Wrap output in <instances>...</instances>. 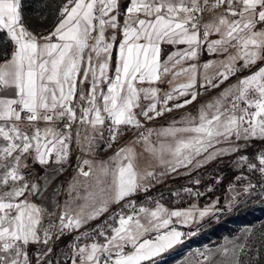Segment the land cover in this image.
Instances as JSON below:
<instances>
[{
    "label": "snow or ice",
    "instance_id": "6c2138e0",
    "mask_svg": "<svg viewBox=\"0 0 264 264\" xmlns=\"http://www.w3.org/2000/svg\"><path fill=\"white\" fill-rule=\"evenodd\" d=\"M221 7L222 13L202 23L205 11ZM119 12L120 0H66L54 29L47 35H37L25 26L22 0H0V30L12 49L0 61V264H52L47 256L56 240L100 217L110 203L119 204L137 191L148 190L150 185L143 181L155 179V174L138 173L134 150L121 148L112 158L115 167L107 163L100 166L92 186L99 188V193L89 192L84 197L92 201L89 210L81 207L74 213L66 203L63 212L55 217L59 224L50 222L44 227L45 209L29 199L40 194V186L29 184L25 171L29 162L45 167L54 163L60 166L55 171H63L73 138L82 151H91L97 135L103 137L105 125L108 147L121 134L122 126L135 127L138 131L134 134L148 145L153 130L146 129L147 135L139 131L144 125L134 109L139 108V116L151 121L196 101L201 94L196 87L198 65H183L196 60L205 47L207 52L225 57L202 65L205 74L199 87L205 92L245 70L250 74L202 105L198 117L188 118L185 127L173 124L158 133L193 134L177 140L175 147L162 146L161 151H170L173 159L161 158L160 163L167 172L177 173L181 168H200L217 157L239 152L252 140L264 141V27L257 30L264 26V0H128L123 24ZM108 30H112L111 37L106 36ZM212 33L220 38L210 40ZM162 44L187 47L162 60ZM114 48L118 55L110 76ZM229 48L236 49L235 54H229ZM238 61H242L239 67ZM213 66L219 70L208 76L206 72ZM253 66L255 71H251ZM169 74L173 80L184 76L186 82L164 93L161 101L160 89L153 85L162 83ZM144 83L149 86H138ZM142 97L151 103L141 106ZM178 97L183 98L182 102L168 107L169 101ZM160 103L162 107L158 109ZM41 122L46 126L41 128ZM233 140L245 143L233 146ZM222 143L230 147H217ZM248 159L241 155L238 162L244 164ZM256 159L259 168L255 163H247V167L264 175V150ZM84 165L88 171L83 170ZM92 172V162L83 160L79 174L89 177ZM254 188L249 182L243 191L248 193ZM132 205L130 201L128 206ZM214 207L215 202L204 209L193 206L170 210L156 201L154 209L141 206L127 216L122 212L114 214L118 217L116 226L97 225L74 238L92 242H74L70 264L152 262L182 243L185 233L174 224L198 223L214 214ZM109 230L111 235L107 234ZM249 235L250 231L246 232L244 239ZM97 237H102L104 243ZM229 243L230 247L222 245L217 249L219 259H213L211 252L200 253L202 261L190 260L188 264H241L238 257L246 244ZM34 244L41 246L36 256L29 252V246Z\"/></svg>",
    "mask_w": 264,
    "mask_h": 264
},
{
    "label": "rangeland",
    "instance_id": "374dc122",
    "mask_svg": "<svg viewBox=\"0 0 264 264\" xmlns=\"http://www.w3.org/2000/svg\"><path fill=\"white\" fill-rule=\"evenodd\" d=\"M36 1V0H35ZM34 1V2H35ZM48 0H37L35 5L27 7L28 20L30 22L43 21L44 25L47 24L48 17L38 15L37 12L45 11L47 8ZM35 5V6H34ZM64 4L60 3V8ZM204 14V13H203ZM40 18V19H39ZM42 22V21H41ZM204 23V22H203ZM44 32H48V29H43ZM219 89V88H218ZM210 88L206 92L203 91V96L198 99L195 105L177 113L166 117L164 119L151 120L149 129H152V134L149 137V144L146 145L142 139H132L126 135H118L114 144L111 147L104 145L102 152L94 150L93 152H80L77 158L76 164V177L74 179V188L68 190L67 186L59 190L60 197L56 199L57 207L55 209V216L48 222H43L42 225L47 227L50 222L54 221L58 214L64 210L66 203L73 204V212H78L81 207L85 211L89 210L88 204H91V200H85L84 197L89 192L99 193V188L92 187L99 175L100 166L107 163L110 168L115 167V157L117 151L121 148L128 147L134 150L135 159L134 165L136 171L141 175L146 172H153L155 179L146 178L143 183L150 185L148 187V193L133 194L129 198L121 201L119 204L110 203L108 211L102 214L95 220L89 221L84 231H90L95 229L100 223L116 226L114 224V214L123 213L125 216L129 215L141 206L154 209L155 202L159 201L165 208L173 209H187L195 206L197 209H204L205 207L212 206L215 202L212 215L204 217L198 223H192L190 225L174 224L173 226L177 230L185 233L182 243L177 245L174 249L166 253L163 257L152 262H146V264H188V261H202L203 257L200 253H213V259H219L217 249L222 245L231 244L229 242L235 241L238 243H245L246 250L241 253L238 259L241 264H264V175L258 170L249 169L247 163H255L259 168V161L256 159L261 150H264V141L254 140L249 142V146L242 148L239 152L229 153L227 155L217 157L215 160L209 161L200 168H181L177 173L167 172L166 166L160 163L161 158L165 161L172 160V154L170 151H161L162 146L175 147L176 141L180 139H187L193 135L188 132H180L175 136L171 135H158L164 129L169 128L173 124L176 128H182L186 126L188 118H196L199 115L200 107L214 98L218 97L225 88ZM183 98H178L177 102H182ZM141 119L144 120L143 117ZM105 133V132H104ZM105 135V134H104ZM147 135V134H146ZM130 140V141H129ZM244 141H234L233 146L244 144ZM122 144V145H121ZM217 147L229 148L228 143H222ZM148 148H153L155 151H149ZM247 156L248 162L240 164L238 162L239 156ZM203 156L197 159H202ZM90 160L92 162L93 172L89 177H84L79 174V167L83 160ZM127 161H125L126 163ZM195 163V161H194ZM87 166V165H86ZM84 171L85 170L83 167ZM167 172L166 175L161 173ZM80 176V177H79ZM242 177V179H237ZM110 180V178H109ZM199 183H195V181ZM67 181V178L65 179ZM224 182L226 185L223 200L220 199V184ZM251 182L255 185V188L248 193L243 191L244 187ZM63 183V180H62ZM65 183V182H64ZM64 186V185H63ZM190 189V192L185 191ZM235 189V191H233ZM64 198L62 200V195ZM199 193V195H197ZM239 193V195H237ZM215 195L207 201L199 202V198L207 195ZM64 201V203H63ZM133 202L132 206H128L129 202ZM222 201V202H221ZM88 207V208H87ZM108 220L104 223V219L107 216ZM143 217V213L140 214ZM112 216V218H110ZM118 218V217H117ZM109 219H111L109 221ZM142 222L144 220L142 219ZM77 230L73 231L76 232ZM250 231V235L247 240L244 239L246 232ZM81 232H76L79 234ZM42 235V233H41ZM68 233L62 236L59 240H56L50 246L53 251L48 254L47 259L51 260L52 264H66L71 255V246L75 241V236H67ZM154 236V234H152ZM81 240H87L81 238ZM89 239L87 242L81 244L91 243ZM41 246L34 244L29 246L30 255L35 256L40 250ZM43 251H47L46 248Z\"/></svg>",
    "mask_w": 264,
    "mask_h": 264
},
{
    "label": "crops",
    "instance_id": "0c3cea01",
    "mask_svg": "<svg viewBox=\"0 0 264 264\" xmlns=\"http://www.w3.org/2000/svg\"><path fill=\"white\" fill-rule=\"evenodd\" d=\"M34 1L35 0H22V15L24 17L25 26L30 31H32L34 34L47 35L49 32H51L54 29L56 24L59 22V10H60L59 4L60 3L65 4L66 0H48L47 1L48 6L45 9V11H40V12L38 11L37 12L38 15L44 16L45 18L48 17L50 19V20H48L46 25H44V22H43L46 20H41L42 22L41 21L30 22L28 20L27 16H25L26 14H28L27 7L32 5V2H34ZM127 3H128V0H120V12H119L118 18H119V21L121 24H123V21H124L125 8L127 6ZM34 4L35 5L37 4V0L34 2ZM223 11H224V8H222V7L217 9L216 11H205L203 14V22L208 23L216 15H218L219 13H222ZM141 18H143V16H141ZM260 27H264V26H258L257 30H259ZM43 29H48L49 31L43 33V31H42ZM111 35H112V30H108L106 32V36L111 37ZM117 37L120 38V33H117ZM219 38H220L219 35L216 33H212L209 36L210 40H215V39H219ZM90 43H91V41H90ZM161 47H162L161 59L167 60L169 54L176 52L178 50H182V49L186 48L187 45L162 44ZM11 50H12L11 45L7 42V39L3 33V30H0V61H2L4 59L5 54H10ZM235 52H236V49H234V48L228 49L229 54H235ZM117 55H118V49L114 48L113 59H112V62H110V67H109V75L110 76L114 74V64H115V61L117 59ZM224 58L225 57L223 54L207 52L206 47H205L203 50L200 51V55L196 60L187 61L184 63L183 66L187 67L188 64H190V63H196L198 65V68H199L198 81H197V86H198V84H200L202 82V77L205 74V70L202 68V65H204L205 63H208L209 61H218V60H223ZM240 64H242V61L237 62L238 67ZM218 70L219 69L217 67L213 66L207 70L206 74L208 76H213V75H215V73ZM255 70H256V66H253L251 71H255ZM248 74H250L249 71L245 70L244 72L238 73L235 76H231V77H229V79L227 81H225L223 84H221L220 87H218V88L219 89L220 88L226 89L230 85H235L237 83V81L239 79H241L242 76H246ZM169 81H172V83L170 84ZM185 82H186V77L180 76L177 79L173 80L172 75L169 74L163 78L162 83L157 82L153 86L160 89L159 96H162L164 93L171 91L174 87H177L178 85L185 83ZM138 86L148 87L149 85L147 83H144L143 85H138ZM104 90L106 91V88ZM140 103H141V106H146L148 103H151V101L145 100L142 97ZM134 111L137 113V118L140 119L141 118V116H139L140 109L136 108V109H134ZM39 126L41 128H43L46 125L43 122H41L39 124ZM104 134L105 133L103 132L102 138L99 135H97L96 142L93 146V150H91V151H88V150L82 151L80 146L76 144L75 138H73V143L71 145V155L69 157V161H68V163L62 165L64 170L61 172L55 171V169L57 167H60V166L56 165L54 163L50 164L48 167H45V166H42L39 164H31V162H29L30 167H29V169H27L25 171L26 179L28 180L29 184L34 182L37 185H39L40 189H41L40 194H38L36 196L29 197V199L31 200L32 203H35L38 206H41L45 209V213H44L43 218H42V223L48 222V221L52 220V218H54L55 209L57 207L56 199H58L60 197L59 190L62 187L65 188L66 186L68 187L67 188L68 190H70V189L72 190L74 188L73 187L75 185L74 179L76 177L75 171H76V164H77V158H78L79 153L80 152L90 153V152H93L94 150L102 152L104 150V147H105L104 145H107L105 143V140H104V136H105ZM85 147H87V146H85ZM52 159L54 160V156L52 157ZM83 167L85 170H89L88 166L84 165ZM66 178H67V181H65ZM62 180H63V183H62ZM63 198H64V193L62 195V200H63ZM63 203H64V201H63ZM70 205L73 209V206H72L73 204H70ZM91 205H92V203L88 204V207H90ZM61 212H63V211H61ZM50 214H54V215H50ZM108 218H109L108 216L105 217L104 223L108 220ZM110 218H112V216H110ZM116 218L117 217H115V219ZM115 219H114V221H115ZM110 220L111 219H109V221ZM114 224H115V222H114ZM99 225L105 226V224H102V223H100ZM85 228L86 227H83V230H86ZM81 231H82V229H79L76 232H81ZM76 232L68 233L67 236H74V235L78 236V234H76ZM107 234L111 235V231L109 230ZM183 238H185V235ZM97 239H99L100 243H104V239L102 237H97ZM88 240L89 239H87V240H81L80 239L77 242L79 244H81V243L87 242ZM165 254H163L159 258L163 257ZM159 258H157L155 260H158ZM66 264H70V260H68V262Z\"/></svg>",
    "mask_w": 264,
    "mask_h": 264
},
{
    "label": "built area",
    "instance_id": "2783aa9c",
    "mask_svg": "<svg viewBox=\"0 0 264 264\" xmlns=\"http://www.w3.org/2000/svg\"><path fill=\"white\" fill-rule=\"evenodd\" d=\"M210 2H211V0H210ZM202 23H203V16H202ZM197 91H199L201 94L198 96V98H197V100L196 101H194L192 104H190V105H186V106H184V107H182V108H173L172 109V111H170V112H164V114L162 115V116H160V117H156L155 118V120H157V119H164V118H166V117H169V116H172V115H176L177 113H179V112H181V111H183V110H185V109H187V108H189V107H191V106H193V105H195L196 104V102L198 101V99L200 98V97H202L204 94H203V91H202V89L199 87V84H198V86H197ZM160 99H161V101L163 100V95L162 96H160ZM175 102H177V101H169V103H168V107H172V104L173 103H175ZM160 107H162V103H160V104H158L157 105V108L159 109ZM140 120H141V123L144 125V128H142V129H140L139 131H144L145 132V135L147 134V132L145 131L146 129H149V126H150V124H151V121H146L145 119L143 120V119H141L140 118ZM60 127H62V125L60 126ZM107 125H105V130H104V132H105V136H104V140H105V143L108 145V132H107ZM137 129L135 128V127H125V126H122L121 127V129H120V133H121V135H123L124 133V135H126V136H128V137H130L131 139L130 140H132V139H139V136L138 135H136V134H134V133H137ZM129 140V141H130ZM116 141V140H115ZM115 141L114 142H112V144H114L115 143ZM122 145V144H121ZM148 191V190H147ZM147 191H137L136 193L137 194H141V193H145V194H147L148 192ZM139 209L137 208L136 209V211H138ZM62 212H60L59 214H58V216L61 214ZM133 213V212H132ZM132 213H130V214H132ZM57 216V217H58ZM51 223H54V224H59V220L58 219H55L54 221H52ZM153 236V235H152ZM62 238V237H61ZM37 254V253H36ZM36 256V255H35Z\"/></svg>",
    "mask_w": 264,
    "mask_h": 264
},
{
    "label": "trees",
    "instance_id": "16d2710c",
    "mask_svg": "<svg viewBox=\"0 0 264 264\" xmlns=\"http://www.w3.org/2000/svg\"><path fill=\"white\" fill-rule=\"evenodd\" d=\"M255 141H257V140H254L253 142H255ZM224 182H222L221 184H220V192L218 193V195H220V199H222L223 200V195H224V193H225V187H224V185H226V183L224 184ZM215 195L213 194V195H211V194H209V195H207V196H204V197H202V198H199V202L201 203V202H204V201H207V200H209L210 198H213ZM222 202V201H221ZM186 233V232H185Z\"/></svg>",
    "mask_w": 264,
    "mask_h": 264
}]
</instances>
